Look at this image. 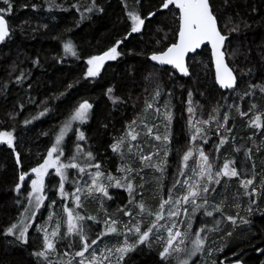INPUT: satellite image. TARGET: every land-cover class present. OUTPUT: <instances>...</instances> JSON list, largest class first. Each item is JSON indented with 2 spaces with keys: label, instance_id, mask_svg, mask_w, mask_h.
I'll return each instance as SVG.
<instances>
[{
  "label": "trees",
  "instance_id": "obj_1",
  "mask_svg": "<svg viewBox=\"0 0 264 264\" xmlns=\"http://www.w3.org/2000/svg\"><path fill=\"white\" fill-rule=\"evenodd\" d=\"M10 3L11 11L2 13L10 34L0 43V132L13 137L12 147L0 142V264H80L76 255L83 247L79 235L64 236L65 207L95 218L78 222L89 243L103 232L107 220H115L119 231L137 220L144 229L146 220L130 203L142 202L153 213L159 210L166 189L177 187L185 177L183 158L192 148V132L214 172L230 162L239 175L217 178L214 174L213 181H208L209 191H201L197 198L203 207L189 210L184 230L190 235L199 228L204 245L188 264L232 260L264 264V0H210L218 27L227 37L223 45L226 62L236 76V84L227 89L215 82L207 45L188 56L185 76L149 61V54L163 51L177 35L178 11L172 5L161 8L162 0ZM0 8L8 5L0 0ZM130 10L145 21L138 32L131 31ZM117 41V58L106 62L96 76H88L87 60L116 46ZM68 42L75 55L65 51ZM85 101L92 105L86 120L75 123L61 144L66 163L77 165L67 169L64 189L69 198L60 193V177L48 170L43 180L45 199L29 224L26 242L15 233L7 234L12 224H18L27 203L29 179L17 188L21 174L43 161L60 128ZM257 115L262 117L260 128L250 126ZM134 128L137 139L128 141L127 131ZM79 131L83 140L78 139ZM118 143L119 149L113 151ZM144 156L151 159L142 161ZM195 160L194 155L188 159L189 166ZM81 167L84 172L79 171ZM95 171L103 173L106 182L109 176L136 181L138 188L132 192L136 202H130L121 186L108 188L107 196L89 194L86 178ZM247 179L253 184L245 188L242 181ZM78 188L80 207L71 198ZM216 206L219 212L213 211ZM126 211L133 215H125ZM206 211H213V216L205 215ZM57 223L60 235L50 238L55 249L46 258L37 256L44 250L43 230L50 235ZM161 236H149L119 264H173L171 258L160 257ZM124 240L120 232L101 236L94 249L97 260L113 249L103 264H118L119 254L114 250ZM135 240L131 237L129 242Z\"/></svg>",
  "mask_w": 264,
  "mask_h": 264
},
{
  "label": "snow or ice",
  "instance_id": "obj_2",
  "mask_svg": "<svg viewBox=\"0 0 264 264\" xmlns=\"http://www.w3.org/2000/svg\"><path fill=\"white\" fill-rule=\"evenodd\" d=\"M3 3L8 5L7 9L0 8V42L4 41L10 34V29L8 27V24L5 20L4 15L2 13L10 12L11 11V3L10 0H3ZM170 5H174L176 9L179 10V31H178V42L173 43L171 46H169L165 51H162L158 54L154 53L150 59L153 61L158 62L161 65H172L174 68L178 69L180 72H182L184 75H188L187 67L185 66V56L189 52H194L197 48L201 46L204 42H208L212 46L213 50V56L215 59L216 64V78L217 82L222 87L231 88L234 86L235 83V77L233 75L232 70L228 67V65L225 62V55L224 52L221 51L225 40L227 37L225 35L221 34V31L217 24V18L214 15L212 11V7L210 4V0H162L161 8L168 9ZM91 11L92 9H88ZM128 17L132 21L131 31L132 32H138L141 30V26L144 24V19L141 18V16L135 11L130 10L127 13ZM149 15H154V13H150ZM237 28H233L232 31H237ZM120 41H117V45L109 48L107 51L103 52L102 55H96L92 56L88 59L87 64L89 65L87 70V75L90 77H94L98 74L100 67L106 60H115L117 56L120 54L117 51V46L119 45ZM64 49L66 52H70L73 55H75V51L73 49V46L71 42L64 44ZM19 79V78H18ZM71 87V86H70ZM109 93L112 92V89L108 90ZM159 95V93H157ZM191 95V94H189ZM92 107L91 104H89L87 101L79 104V106L75 109L74 113L71 116V120L66 122L64 127L61 128L60 133L55 138V143L53 146L48 150L47 158L44 160V163L39 165L36 168L32 169V172L36 174V179L31 181V187L32 191L29 192V198L30 203L32 198L35 199V207L39 208L41 202L43 201L44 197L40 195V193L43 191L44 183H43V177L49 167H56V173L60 177V184L59 189L62 195H67L64 192V184L65 181L68 179L67 175L63 171V169L66 168H76L77 165L74 163L69 164H63L58 163L59 157L63 155V151L61 149V143L63 141L65 132L69 127H71V121H79L84 122L87 118V113L89 109ZM149 108L152 107L151 104L148 105ZM189 113H192L193 109H188ZM44 113H41L43 115ZM171 114L168 113L166 115V119L170 122L171 121ZM262 117L260 115H257L251 122L250 126L260 128L262 127L261 124ZM30 121H26L28 123ZM191 124V120L189 121ZM207 123V122H205ZM151 131V130H149ZM199 132L200 130L197 129ZM128 136L131 137V140H136V135L133 134V132L130 130L128 133ZM157 140H160V136L155 137ZM195 139V137H193ZM78 139L83 140L84 134L82 132L79 133ZM163 140L167 141L168 136L165 135L163 137ZM0 142H6L9 147H12L13 137L12 133L10 132H0ZM123 141H121L122 143ZM224 143V140H221V144ZM119 143L116 145H113V151H117L119 149ZM78 151H80L79 146H77ZM191 153H187L184 156V161H187L189 159V156ZM55 156V158H53ZM201 159L203 161L202 164L199 165V172L195 173L199 177H207V180L209 182H212L214 177L212 174V164L209 162L208 157L201 152L200 153ZM89 159H91V153H88ZM72 159H76V157H72ZM142 161L150 160V156H144L141 158ZM19 162V161H18ZM152 167H156L157 171H162V169L159 166L155 165H149ZM95 167L99 168V165H95ZM84 168H80V172H84ZM123 171V169H121ZM131 171V170H129ZM227 176V177H235L238 176L239 173L237 172L236 168L230 167V162L225 163L223 165V168L215 173V177L219 176ZM103 176V173L97 171L96 174L92 177V186L89 187V194H91L92 190L94 189L96 192L103 193V195L107 196L108 192L104 185L99 184V179ZM109 180L112 179L111 176L107 177ZM25 179V174H21L20 180L23 181ZM216 183H219V179L215 180ZM187 183V181H185ZM253 180L247 179L245 181H242V186L247 188V186L252 185ZM117 187H120V182L117 181L116 183ZM20 185H17V188H19ZM127 190L131 194L133 191V185L131 182H128L127 184ZM80 189H77V192H79ZM200 191H203L207 193L209 191V187L207 184H202L201 181H193L187 191L186 194L180 197L179 199L173 201L171 199L172 196V190L169 189V199H162L161 203L159 205V210L153 213L149 209L146 208V206L141 202L137 205V207L140 209V212L138 215H142L144 213H147L149 216L155 215V220L152 221L149 226L146 229L141 228V221L137 220L134 224H125L124 228L126 230V234L129 235H135L137 238L134 242L130 243L129 240L126 238L122 244L117 246L115 248V253L119 254L118 264L119 261H123L124 256L135 249V247L139 244L145 243L148 239L150 234L155 229H159L164 227L163 225H159L157 222L161 219H163L162 213L165 210V205L168 204H180L181 200H183L185 203H188L189 201L196 205L195 197H197L200 193ZM253 192L255 189L252 190ZM251 194V193H249ZM74 195V198L76 200V206L80 207L79 203V196ZM131 202V201H130ZM205 203L207 201L205 200ZM203 207V205H196V208ZM194 209L193 211H195ZM213 211L219 212L220 208L216 206ZM213 211H206L205 215L207 216H213ZM29 209H25V213H29ZM64 212L67 214V231L64 233V236H71L73 234L79 235L80 241L83 245L82 250L76 252V255L79 257H84L85 252L91 248L92 245H95L97 241L101 238L103 235H108L111 233H118V229L115 226L116 221L115 220H107L105 221V231L97 235L95 239H92L90 243L88 242V237L84 231L83 225H78L79 221H82L84 219L88 220H94V217L88 216L84 217L81 216L79 213H75L73 209L69 207L64 208ZM178 210H170L168 212L169 217L177 215ZM125 215L132 216L133 214L131 212H125ZM30 215L34 216L35 213L31 212ZM51 219V217H50ZM228 220L233 221L235 223L234 217H227ZM219 223V221L217 222ZM28 225L24 223L23 219L18 224H12L7 229V234L11 235L15 232L18 233L17 239L22 240L26 242V234L28 232ZM175 228V223H173L172 227L166 228V231L168 233V237L165 241V245L160 251V257L162 259H168L172 256L173 252L180 253L185 252L187 256H193L197 252H199L204 245V239L201 237V232L197 231L195 232V239L191 241L192 245H194L193 248L187 249L182 248L179 245H183L185 243V239L181 238L187 235V233H182L179 230H176L175 232L173 229ZM190 228V225H189ZM44 235V250L41 252L36 253L39 257H47L48 252L53 251L55 249V243L54 240L49 239V234L46 229L43 230ZM51 237L55 238L58 235H60V225L57 223V227L52 230ZM178 238H180L178 240ZM174 241H178L176 244H174ZM108 255H104L101 253V258L97 260L96 252H92V258L91 261H89V264H103L104 260H108L109 257L113 254V249H108ZM80 264H85V261L82 259L80 261ZM179 264H188L187 259H183L179 261ZM238 264V262H237Z\"/></svg>",
  "mask_w": 264,
  "mask_h": 264
},
{
  "label": "rangeland",
  "instance_id": "obj_3",
  "mask_svg": "<svg viewBox=\"0 0 264 264\" xmlns=\"http://www.w3.org/2000/svg\"><path fill=\"white\" fill-rule=\"evenodd\" d=\"M88 61V60H87ZM88 67H89V65H88ZM81 103H83V102H81ZM81 103H79V104H81ZM79 104L76 106V108L79 106ZM75 111V110H74ZM74 111L72 112V114L74 113ZM89 112V111H88ZM72 114H71V116H72ZM88 114V113H87ZM71 116H70V119L68 120V121H70L71 120ZM86 120V119H85ZM75 123H81V122H79V121H71V127H69L68 129H67V131L65 132V135H64V137L66 136V134L70 131V129L72 128V126L75 124ZM62 127H64V125L62 126ZM61 127V128H62ZM61 128H60V130H61ZM60 130L58 131V133H57V135L60 133ZM132 131L133 132V134L134 135H136L137 133L135 132V128L134 129H129L127 132L129 133V131ZM79 132H81V131H79ZM56 135V136H57ZM78 135H79V133H78ZM127 136V138H128V141H130L131 140V137L130 136H128V135H126ZM156 136H158V134H156ZM155 136V137H156ZM196 136V134H195V132H192L191 133V135H190V143L192 144V148H191V150H190V153H191V155L189 156V159H191L192 158V156L194 155V157L196 158V160L195 161H193V163L189 166V164H188V161H185L184 163H183V169H184V172H183V175L185 176L184 178H182L181 180H180V182L179 183H177V187H168L167 189H166V191H165V193H164V197L163 198H161V200L162 199H169V189H171L172 190V196H171V199L173 200V201H175V200H177V199H179L180 197H182L183 195H185L186 194V191H187V189H188V187H189V185L193 182V181H202V179H204L205 181H207V185H208V180H207V177L205 176V177H199V176H197L195 173H197V172H199V165L200 164H202L203 163V161H202V159H201V156H200V153L201 152H203V149H202V147L200 146V145H196L197 143H195V140H194V138L193 137H195ZM196 138V137H195ZM64 139V138H63ZM136 139H137V135H136ZM156 139V138H155ZM132 141V140H131ZM55 143V139H54V142H53V144ZM53 144H52V146H53ZM62 144V143H61ZM126 144H128V142L126 143ZM194 144V145H193ZM133 145H134V142H133ZM51 146V147H52ZM50 147V148H51ZM62 149V148H61ZM63 151V150H62ZM48 153V152H47ZM204 153V152H203ZM63 155H64V152H63ZM63 155H61L60 157H59V161H58V163H63V164H69V163H66V161L63 159ZM47 158V154H46V156L44 157V159H43V161L40 163V164H38L37 166H35L34 168H36V167H38L39 165H41V164H43L44 163V160ZM53 158H55V156L53 157ZM196 165V166H195ZM223 163L218 167V169H216V171L214 172V170H213V167H212V174L214 175L216 172H218V171H220L222 168H223ZM33 169V168H32ZM32 169L29 171V172H27L26 174H25V179L24 180H26V179H29V181H28V183H29V192H31L32 191V187H31V181L32 180H34V179H36V174L35 173H33L32 172ZM50 169H52L54 172H56V167H49L48 169H47V171L48 170H50ZM67 169L68 168H66V169H63V171L65 172V174L67 175V177H68V172H67ZM46 171V172H47ZM46 174V173H45ZM57 174V173H56ZM96 174V171L95 172H92L91 173V175H90V177H89V179H88V177L86 178V183L87 182H89L88 184L89 185H85L84 183H82L83 185H85V189H87V190H89V187L90 186H92V177L94 176ZM45 176V175H44ZM215 177V176H214ZM219 177H223V175H221V176H219ZM219 177H217V178H219ZM108 179V178H107ZM23 180V181H24ZM43 180H44V177H43ZM23 181H21L20 180V182H19V185L21 186L22 185V183H23ZM115 181V182H114ZM117 181H119L120 182V185H121V187H123V188H125L126 190H127V184H128V182H131V184L133 185V191H136V189L138 188L137 187V185H136V181H134L133 179H111V180H109L108 179V182H106V180L104 179V177H101L100 179H99V181H98V183L99 184H102V185H104L105 186V188H106V190H107V192H108V188H111V187H114V186H116V183H117ZM185 181H187V183H185ZM67 182V180L65 181V183ZM202 184H205L204 182H201ZM92 191H94V192H96L94 189L92 190ZM128 191V190H127ZM132 191V192H133ZM29 192H28V194H29ZM64 192L66 193V191H65V189H64ZM61 193V192H60ZM128 193H129V191H128ZM67 194V193H66ZM75 195H80V191L79 192H75L74 193ZM200 194H201V191H200V193H199V195L197 196V197H195V200H196V205H200V202L198 201V197H200ZM40 195H42L43 197H44V199H45V196H44V192L42 191L41 193H40ZM62 195V194H61ZM63 197H65L66 199L67 198H69L68 197V194L67 195H62ZM71 198L72 199H74L75 200V198H74V195H71ZM44 199H43V201H44ZM129 199H130V201L131 200H135V202H136V198L134 197V194L133 193H129ZM43 201L41 202V204H40V206L42 205V203H43ZM76 201V200H75ZM161 203V202H160ZM138 205V204H137ZM137 205L136 204H134V202H131L130 203V208L131 209H133L134 210V212L135 213H139L140 212V209L137 207ZM196 205H193L190 201L188 202V203H185L183 200H181V202H180V204H175V203H173V204H168V205H165V210H164V212L162 213V215H163V219H161V220H159L157 223L159 224V225H163L164 227H162V228H159V229H155V230H153V232L150 234V236L151 235H158V233L160 234H162V244H163V246H162V249H163V247H164V245H165V241H166V239H167V237H168V233H167V231H166V228H168V227H172V225H173V223H175V228L173 229V231L175 232L176 230H179L180 232H182V233H187V230H184L185 229V227L187 226V223L189 222V217L191 216L190 214H188L189 213V210L190 209H193V208H195L196 210L198 209V208H196ZM136 206V207H135ZM29 209L30 210V212L29 213H25V209ZM25 209H24V211L22 212V216H21V218H20V220L18 221V223L23 219V221H24V223L25 224H27L28 226H29V224L32 222V220L34 219V216H32V215H30V213L31 212H34L35 214H36V212H37V210L39 209V208H36L35 207V199H34V197L32 198V200H31V203H30V198H29V195H28V197H27V203H26V207H25ZM170 210H178V212H177V215H175V216H172V217H169V215H168V212L170 211ZM128 212V211H127ZM146 215H148L147 213H144V214H142V215H140V216H142L143 218H144V220H146V222H147V224H146V226H145V228L144 229H146L148 226H149V224L152 222V221H154L155 220V215L153 216H146ZM139 219V218H138ZM205 224L206 225H208V220H206L205 219ZM116 226V225H115ZM117 227V226H116ZM117 229H118V227H117ZM142 230H143V228H142ZM105 231V223L103 224V232ZM197 231H200L199 230V228H197L196 230H194L190 235H186V236H184V237H181V238H183V239H185V243L183 244V245H179L180 247H182V248H187V249H191V248H193L194 247V245H192V243H191V241L192 240H194L196 237H195V232H197ZM120 232V235H122V237L123 238H127L128 240L131 238V237H133V238H137L135 235H129V234H126V230H125V228L123 227V228H121L120 229V231H119V229H118V233ZM14 233L15 234H17L18 235V233L17 232H15L14 231ZM112 234H117V233H111V234H108V235H112ZM51 238V235H49V239ZM180 238H178V240H179ZM178 241H174V244H176ZM95 247H96V244L95 245H92L91 246V248H89V250L85 253V255H84V257H79L78 256V258H77V260L79 261V263H80V261L83 259L84 261H85V264H89V261H91V258H92V252H94V249H95ZM202 248H203V246H202ZM202 248H201V250L199 251V252H197L195 255H193V256H187L186 255V253L185 252H180V253H176V252H173L172 253V256L170 257L173 261H174V263L173 264H179V261L180 260H183V259H187L188 260V263L191 261V260H193V259H195L196 257H197V255L200 253H202Z\"/></svg>",
  "mask_w": 264,
  "mask_h": 264
},
{
  "label": "water",
  "instance_id": "obj_4",
  "mask_svg": "<svg viewBox=\"0 0 264 264\" xmlns=\"http://www.w3.org/2000/svg\"><path fill=\"white\" fill-rule=\"evenodd\" d=\"M174 8H175V6L174 5H172ZM176 9V8H175ZM177 11H178V30H177V35H176V39H175V42L174 43H176V42H178V31H179V10L177 9ZM6 20V19H5ZM7 22V21H6ZM222 34V33H221ZM223 35V34H222ZM225 42H226V40H225ZM225 42H224V44H225ZM1 43V42H0ZM173 44V43H172ZM172 44H170L169 46H171ZM205 45H207L208 47H209V51H210V57H211V63H212V67H213V75H214V79H215V82H216V84L220 87V88H223V89H227V87H222L218 82H217V78H216V64H215V59H214V56H213V50H212V46H211V44L210 43H208V42H204L203 44H201V46L199 47V48H197L194 52H189V53H187L186 54V56H185V66L187 65V58H188V56L189 55H192V54H194L196 51H198V50H200L203 46H205ZM168 46V47H169ZM168 47H166L163 51H165ZM108 50V49H107ZM107 50H105V51H107ZM104 51V52H105ZM221 51H223V47H222V49H221ZM160 52H162V51H160ZM160 52H153V53H151V54H149L148 55V59H149V61H151L152 63H154V64H156V65H158V66H168V67H172L179 75H182V76H185L182 72H180L178 69H176V68H174L172 65H161V64H159L158 62H156V61H153V60H151L150 59V57L154 54V53H156V54H158V53H160ZM103 54V52H101V53H99V54H97V55H102ZM109 60H106V61H104V63L102 64V66L100 67V70L103 68V66H104V64L106 63V62H108ZM225 62H226V59H225ZM226 64H227V62H226ZM228 65V64H227ZM228 67L230 68V66L228 65ZM231 69V68H230ZM99 70V71H100ZM232 70V69H231ZM233 72V71H232ZM233 75H234V77H235V83H234V85L236 84V76H235V74H234V72H233ZM237 262H238V264H242L241 263V261H239V260H232V261H229V262H222V264H237Z\"/></svg>",
  "mask_w": 264,
  "mask_h": 264
}]
</instances>
